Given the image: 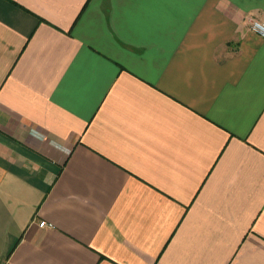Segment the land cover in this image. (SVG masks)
<instances>
[{
    "label": "crops",
    "instance_id": "crops-1",
    "mask_svg": "<svg viewBox=\"0 0 264 264\" xmlns=\"http://www.w3.org/2000/svg\"><path fill=\"white\" fill-rule=\"evenodd\" d=\"M252 19L264 0H0V264H264Z\"/></svg>",
    "mask_w": 264,
    "mask_h": 264
},
{
    "label": "built area",
    "instance_id": "built-area-1",
    "mask_svg": "<svg viewBox=\"0 0 264 264\" xmlns=\"http://www.w3.org/2000/svg\"><path fill=\"white\" fill-rule=\"evenodd\" d=\"M250 23H251L252 30L259 33L261 36H264L262 35V33H264V22L263 21L252 19ZM40 226L46 227V226H52V224H49L46 221H41Z\"/></svg>",
    "mask_w": 264,
    "mask_h": 264
},
{
    "label": "clouds",
    "instance_id": "clouds-1",
    "mask_svg": "<svg viewBox=\"0 0 264 264\" xmlns=\"http://www.w3.org/2000/svg\"><path fill=\"white\" fill-rule=\"evenodd\" d=\"M262 35H264V33H262Z\"/></svg>",
    "mask_w": 264,
    "mask_h": 264
}]
</instances>
